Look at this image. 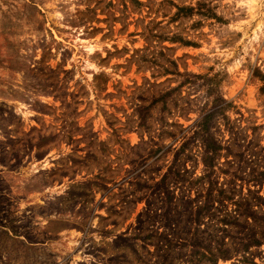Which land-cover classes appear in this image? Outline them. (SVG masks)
Listing matches in <instances>:
<instances>
[{
  "label": "rangeland",
  "instance_id": "1",
  "mask_svg": "<svg viewBox=\"0 0 264 264\" xmlns=\"http://www.w3.org/2000/svg\"><path fill=\"white\" fill-rule=\"evenodd\" d=\"M0 264H264V0H0Z\"/></svg>",
  "mask_w": 264,
  "mask_h": 264
},
{
  "label": "trees",
  "instance_id": "2",
  "mask_svg": "<svg viewBox=\"0 0 264 264\" xmlns=\"http://www.w3.org/2000/svg\"><path fill=\"white\" fill-rule=\"evenodd\" d=\"M212 144H213V151L215 152V150L217 149V148H220L219 146H217L214 142H212ZM205 207V204L204 205H202V206H200L199 207V211H201L203 208Z\"/></svg>",
  "mask_w": 264,
  "mask_h": 264
}]
</instances>
